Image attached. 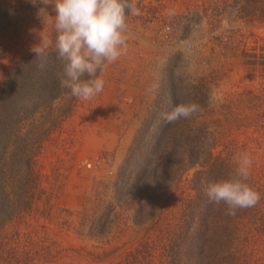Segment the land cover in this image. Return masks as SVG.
Here are the masks:
<instances>
[{
  "label": "rangeland",
  "instance_id": "rangeland-1",
  "mask_svg": "<svg viewBox=\"0 0 264 264\" xmlns=\"http://www.w3.org/2000/svg\"><path fill=\"white\" fill-rule=\"evenodd\" d=\"M232 2L135 0L140 14L127 13V51L106 64L101 93L85 101L62 87L58 99L31 117L15 114L19 108H13L14 102L9 107L12 98L6 106L0 102V147L8 136L12 141L7 192L12 208L20 207L17 217L0 228V264H96L145 235L147 225L136 227L130 220L124 225L131 214L121 204L116 212L108 205L118 200L116 173L132 140L147 120L161 119L173 103V88L179 103L200 105L186 119L191 126L204 128L208 143L225 142L214 154L222 152L238 166L240 154L248 152L250 176L264 182V136L258 131L264 123V80L258 73L248 78L245 57L264 45V25L234 18ZM54 22L53 5L0 0V84L8 73L15 84L20 72L42 74L48 65L59 73L61 84L64 62L54 47ZM45 34L53 46L46 59L32 60V49ZM37 94L30 93L34 99L28 102L36 101ZM19 118L24 120L15 129ZM194 171L184 173L164 220L150 237L157 264L177 231L183 203L193 195L189 182Z\"/></svg>",
  "mask_w": 264,
  "mask_h": 264
},
{
  "label": "trees",
  "instance_id": "trees-1",
  "mask_svg": "<svg viewBox=\"0 0 264 264\" xmlns=\"http://www.w3.org/2000/svg\"><path fill=\"white\" fill-rule=\"evenodd\" d=\"M231 13L238 20L264 25V0H233ZM245 57L250 69L248 78L253 80L258 73L264 80V45L254 48L253 53ZM44 67L42 74L36 70L20 72L15 84L12 83L13 74H6L0 84L2 105L7 98H12L9 107L14 102L13 108H19L14 113L31 117L58 99L63 93L59 73L51 71L49 65ZM34 92L39 97L29 103L28 100L34 99L29 95ZM170 94L173 103L165 107L163 113L179 104L178 99H174V88ZM17 95L22 99L20 104ZM22 120L15 121V129ZM191 124L186 119L172 124H165L162 118L159 121L149 119L138 131L116 173L114 185L118 200L108 208L116 212L121 204L124 212L131 214L130 219L124 220V225L130 220L136 227L147 225V230L132 247L116 248L99 258L96 264L106 260H109L107 264H157V249L150 237L164 220L182 176L190 169H195L189 182L193 195L183 203L177 231L162 248L158 264H264V182L249 176L247 183L261 195L259 203L251 208L237 209L235 216L228 215L226 204L217 205L210 200L208 187L213 182L230 178L237 166L222 152L214 154V150L225 142L208 143L203 135L204 128H194ZM259 127L258 131L264 136V123ZM13 130L14 127L9 135ZM10 137L0 147V228L20 212V207L10 205L7 192L12 162ZM143 198L146 199L143 201Z\"/></svg>",
  "mask_w": 264,
  "mask_h": 264
},
{
  "label": "clouds",
  "instance_id": "clouds-1",
  "mask_svg": "<svg viewBox=\"0 0 264 264\" xmlns=\"http://www.w3.org/2000/svg\"><path fill=\"white\" fill-rule=\"evenodd\" d=\"M33 4L36 0H31ZM43 5H53L56 32L55 50L64 62L61 86L70 90L71 96L91 100L103 91V70L106 64L117 61L127 51V12L140 14L135 0H40ZM53 46L47 35L33 47L36 58L46 59L47 50ZM43 66V65H41ZM101 75H97V72ZM87 76V79L84 77ZM200 111L196 102H182L161 114L165 124L189 119ZM253 160L248 152L240 154L237 168L230 178L213 182L208 187L211 201L228 206V215L235 216L237 209L256 206L260 193L247 180Z\"/></svg>",
  "mask_w": 264,
  "mask_h": 264
}]
</instances>
